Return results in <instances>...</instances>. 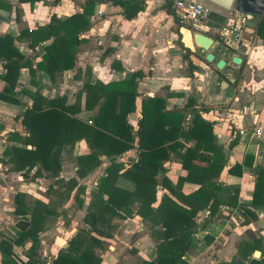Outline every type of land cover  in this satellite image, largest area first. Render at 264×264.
Wrapping results in <instances>:
<instances>
[{"label":"crops","instance_id":"1","mask_svg":"<svg viewBox=\"0 0 264 264\" xmlns=\"http://www.w3.org/2000/svg\"><path fill=\"white\" fill-rule=\"evenodd\" d=\"M83 1L59 0L51 7V0H37L32 4L26 1L0 0L3 5L0 8V36L8 34L15 38L21 30L35 29L46 23L50 13L57 18H63L80 11V4ZM164 1L144 0V8L131 19H125L121 8L117 5L96 4L94 13L89 16L88 29L80 35L84 41L77 46L75 67L63 70L61 73L55 72L52 80L42 71H39L35 77L39 83V92L41 94L43 91L46 92V96L42 94L46 98L64 95L65 104H71L75 101L76 93L79 92V111L74 116L86 122L96 112L97 105L90 110L83 108V83L106 84L120 80L132 71L140 70L143 75L135 79L137 95L134 98V111L127 115L130 134L133 136V143L128 150L113 158L103 151H97L95 154L97 164L79 177L76 157L85 156L93 150L81 137L74 141L71 147L67 146L61 152L60 169L56 177L31 178L33 169L28 173L29 177H22L18 171L10 170L9 163L6 162L7 155L3 154V150L6 146L17 144L15 141L6 139L8 132L25 133L15 116L30 105V99L20 94L17 104L0 100V124L2 125L0 131V222L4 216L7 217V214L18 218L12 213L15 192H23L25 199L29 195L25 190L17 189V186L21 183L33 185L37 195L29 200L37 199L43 204L48 202L54 204L59 208L58 216L68 227L70 222L76 220L79 228H72L73 230L68 228L69 231L62 239L57 235L52 238V244H57L55 252H52L54 255L57 250L65 248L68 240L78 229H88L83 216L91 200V192L95 190L99 178L105 175V169L110 162L119 164L121 169L118 173H121L136 161L138 151L134 134L140 117L141 100L146 97L160 96L164 98L165 110L196 108L200 110L204 119L211 122L216 142L227 152L225 156L222 150L227 161L217 177V182L221 186L219 196L224 199L227 189L237 191V202L234 205H220L217 213L212 216L207 215V209L197 211L193 217L196 229L191 234L192 240L189 247L181 257L183 260L181 264H229L230 262L250 264L252 258L264 264V210L250 207L253 167L264 166V131L260 139L246 141L245 138L240 139L235 129V125H238L237 123L234 125L238 103L255 101L258 103V109L255 114L242 116L241 125L248 127L258 123L264 127V41L254 34L257 20L254 21V18H251L254 24L245 29L242 44L226 51L217 48L213 24L192 25L194 30L201 31L213 39L212 45L204 51L194 46L191 36L193 28L179 23L180 20L175 22L173 16L161 7ZM214 11L222 16L224 21L234 14L232 9L226 12ZM258 18L264 20V11ZM222 23H216L214 26ZM208 31H211V34L207 33ZM50 40L47 39L40 44L45 45ZM28 41V37L21 34L19 38L13 40V44L24 57L35 62L40 59L43 50L38 46L28 48ZM207 51L214 55L212 61L205 60L204 55ZM234 56L239 58L237 64L231 62ZM220 58L224 60V65L218 69L215 67V62ZM187 60L190 62V68H187ZM118 66L120 70L117 69ZM2 72L0 63V74ZM29 79L28 70L21 68L14 90L16 92H20L21 89L35 90L36 87L30 84ZM2 86L3 83L0 80V89ZM233 98H236L237 102H234ZM187 100L193 101L190 106H186ZM186 117L181 123L183 129L187 126ZM178 140L180 141L181 138L179 137ZM165 144L168 142L166 141ZM186 145L191 146L192 142ZM183 149L184 147L180 151ZM243 156L252 157L251 164L241 165L240 175L227 173V166L241 163ZM249 160L248 158L247 161ZM161 165L163 167L161 175L165 176L171 184H174L178 176H184L186 173L176 155L171 151H167V157ZM159 177L160 171L155 179ZM71 178L75 184L67 189V195L57 205L54 202L57 198L54 197L53 190L57 193L61 192L57 189L59 184L55 180L66 181ZM114 183L127 191H132L135 187L133 179L126 174L117 176ZM197 187L198 184L194 182L184 181L180 186V192L187 194ZM10 189L13 191L9 200L10 204L4 203L2 192ZM14 189L17 190L14 191ZM155 192L156 200L152 203L153 207L163 193H168L159 184L155 186ZM65 205L69 207L68 210ZM136 207L137 201L134 200L130 208L134 211ZM5 208L6 210H3ZM109 223L111 227L107 235L100 236L91 232L102 241V248L95 249L101 258L100 264H126L119 261L125 258L130 259L132 256H135L134 262H130L132 264L140 259L154 258L155 241L153 236L151 237L147 221H143L133 212L130 216L123 218L114 216ZM157 230L162 229L157 227ZM156 233L152 234L156 237ZM39 235L40 232L38 237ZM0 236H2L1 233ZM15 248L21 249V247L13 246L14 253ZM254 250L259 251L257 258L252 256ZM46 253L45 250L43 255ZM21 255L20 258L24 260L25 257L22 253Z\"/></svg>","mask_w":264,"mask_h":264},{"label":"trees","instance_id":"2","mask_svg":"<svg viewBox=\"0 0 264 264\" xmlns=\"http://www.w3.org/2000/svg\"><path fill=\"white\" fill-rule=\"evenodd\" d=\"M18 1L32 4L37 0ZM58 1L51 0L50 6L53 7ZM100 3L119 6L125 19L133 18L144 8V0H84L80 4V11L63 18H57L50 13L46 23L35 29L21 30L15 38L8 34L0 36V63L3 68L0 74L3 83L0 100L17 104L20 94L30 99V105L15 116L25 133L8 132L6 139L17 144L6 146L3 150V154L7 155L6 162L9 163L10 170L18 171L22 177H29L28 173L32 169L31 178L56 177L60 169L61 152L81 137L93 150L85 156L76 157L79 177L97 164V151H103L113 158L128 150L133 143L127 115L134 111V98L137 95L135 79L143 75L140 70L132 71L122 79L106 84L83 83V108L90 110L97 105L96 112L86 122L74 116L79 111V92L71 104H65L64 95L46 98L39 92V83L35 78L38 72L42 71L52 80L55 72L61 73L75 67L77 46L84 41L80 35L88 29L89 16L94 13L95 5ZM2 6L0 3V8ZM161 7L178 22L168 0H165ZM212 19L214 23L224 22V18L215 13L209 15V21ZM21 34L28 37V48L41 47L43 52L39 60L32 62L13 44V40ZM254 34L264 41L262 18L257 19ZM47 39H51L49 43L40 44ZM21 68L28 70L29 82L36 87L35 90H14ZM187 68H190L189 60ZM117 69L121 68L118 66ZM191 102L193 101L187 100L186 106H190ZM139 114L134 134L137 159L121 173H118L121 167L116 162L111 161L105 169V175L99 178L95 190L91 192V200L83 216L88 229H78L68 240L66 247L57 250L52 259L45 263L36 255L38 234L49 220L52 221L59 215V211L50 202L43 204L37 199L26 201L25 194L17 191L13 195L12 213L21 217L23 222L20 227H13L12 236H0V264H100L101 258L95 249L102 248V241L91 232L105 236L111 227L109 221L112 217L123 218L133 212L143 221H147L151 237L153 236L155 241L154 258L140 259L134 264L183 263L181 257L189 247L191 234L196 229L193 217L197 211L207 209V215L212 216L217 213L220 205H234L237 202V191L227 189L224 199L219 196L221 186L217 177L227 160L223 155L222 146L216 142L213 135L211 122L201 116L200 110L192 107L165 110L164 98L154 96L141 100ZM185 117L187 126L183 129L181 123ZM1 128L0 124V131ZM166 141L168 144H165ZM188 142H192V145L187 146ZM183 147V151H180ZM167 151L174 153L180 166L186 170L185 175L178 176L174 184L161 175V162L166 159ZM251 159L252 157L243 156L241 163L227 166L226 172L240 175L241 165H250ZM159 171L160 177L155 179ZM125 174L135 183L132 191L114 183L117 176ZM253 174L250 207L264 210V166H254ZM55 181L59 184L57 189L61 193L53 190L54 197L57 198L54 202L59 205L67 195V189L74 185L75 181L72 178ZM184 181L194 182L198 187L183 194L180 192V186ZM157 184L168 193H163L153 207ZM134 200L137 201V207L133 211L130 204ZM157 227L162 230H157ZM153 232H157L156 237ZM13 246L24 249V260L14 253ZM250 264L262 263L252 258Z\"/></svg>","mask_w":264,"mask_h":264},{"label":"built area","instance_id":"3","mask_svg":"<svg viewBox=\"0 0 264 264\" xmlns=\"http://www.w3.org/2000/svg\"><path fill=\"white\" fill-rule=\"evenodd\" d=\"M170 7L172 8L175 16L178 20L183 22H207L209 15L213 12L210 7V2L203 3L199 0H168ZM206 1V0H205ZM249 15L237 13L226 18V20L217 26H213L214 41L217 43V48L222 51H226L229 48H237L243 42V34L247 28L246 22L249 20ZM43 95H47L46 92H42ZM234 102H237L236 98H233ZM236 115L234 116L236 132L240 139L245 138L246 141L260 139L264 127L261 124L255 123L252 126H242V116L247 114H255L258 109V103L255 101H247L238 103Z\"/></svg>","mask_w":264,"mask_h":264},{"label":"rangeland","instance_id":"4","mask_svg":"<svg viewBox=\"0 0 264 264\" xmlns=\"http://www.w3.org/2000/svg\"><path fill=\"white\" fill-rule=\"evenodd\" d=\"M203 3H208L207 1L205 0H199ZM212 8V10H224L216 5H211L210 6ZM172 9V8H171ZM226 12V10H224ZM215 12V11H214ZM212 12V13H214ZM215 14H217L215 12ZM214 19H212L211 21L207 22V23H201L199 24L198 22L196 24H193L191 22H182V21H179V23L181 24H184L188 27H192V25H209V24H213V26L216 24L213 22ZM257 18H254V21H256ZM193 28V27H192ZM194 30V28H193ZM207 33L211 34V31H208ZM44 184V183H43ZM43 188V185L41 186ZM21 189V190H25L29 195H27L28 197L26 198V200L28 201L30 198H32V196H36L37 195V190L35 192V188H33V185H25V184H20L19 186H17V189ZM17 189H14V191H16ZM39 190V189H38ZM42 193V192H40ZM13 194V191L10 189L8 191H4L2 192V197H3V201L4 203H9V200L11 198V195ZM66 209L68 210L69 207L67 205H65ZM65 209V210H66ZM3 210H6L3 209ZM59 210V208H57V211ZM64 210V211H65ZM9 212V211H8ZM22 218L21 217H14V216H10V214H7V217H3V220L0 222V233L2 235H5V236H12L13 235V227H20L22 225ZM70 226L68 227L67 224H65L63 222V219L60 217V216H56L52 221H48L45 225H44V228L43 230L40 232V235H39V238H38V248L36 249V255L39 257V259H43L44 262H49L52 257L54 256V252H55V249H56V246L57 244H52V238L57 235L60 237V239L64 238L66 236V233L69 231V230H73L72 228H79L76 220H74L73 222H70L69 224ZM69 228V230H68ZM52 236V237H51ZM60 239H57V240H60ZM15 253L16 255L20 258L22 257L21 253H23L24 249L21 248H15ZM46 250V255H43V252ZM54 251V252H53ZM53 252V253H52ZM45 254V253H44ZM135 260V256H132L130 259H122V261H119L121 263H126V264H129L130 262H134ZM127 261L129 263H127ZM132 264V263H130Z\"/></svg>","mask_w":264,"mask_h":264},{"label":"water","instance_id":"5","mask_svg":"<svg viewBox=\"0 0 264 264\" xmlns=\"http://www.w3.org/2000/svg\"><path fill=\"white\" fill-rule=\"evenodd\" d=\"M213 5H216L224 10H234L237 13L249 15L250 19L247 20L246 25L252 27L254 22L251 18H258L263 14L264 11V0H206ZM192 40L194 46L198 49H202L204 51L208 50L209 47L213 43V39L198 30H192L191 32ZM214 55L207 51L204 55L205 60L212 61ZM231 62L237 64L239 62V58L234 56L231 58ZM224 65L223 59H217L215 62V67L221 69ZM224 155L226 156L227 152L224 148H222ZM252 256L257 258L259 256V251L254 250Z\"/></svg>","mask_w":264,"mask_h":264}]
</instances>
